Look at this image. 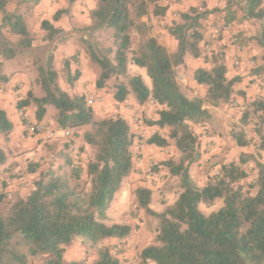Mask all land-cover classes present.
<instances>
[{"label":"trees","instance_id":"16d2710c","mask_svg":"<svg viewBox=\"0 0 264 264\" xmlns=\"http://www.w3.org/2000/svg\"><path fill=\"white\" fill-rule=\"evenodd\" d=\"M10 0H0V82L8 77L2 72L3 61L14 59L19 52L31 48L33 37L25 16L19 11H8ZM40 0H18L34 7ZM162 0H97L89 12V24L85 30L92 33L109 32L111 44L107 47L97 41L86 42L85 52L97 64L100 73L95 80L96 89H104L115 78L112 97L123 102L130 96L139 105L149 101L155 105L157 118L147 121L157 130L168 129L167 136L154 132L145 143L166 147L172 141L177 158L163 161L169 175L178 178L181 189L175 201L161 212L150 207L151 190L138 186L133 193L136 207L155 216L158 226L152 242L138 253V264H264V130L259 121L264 119V101L256 97L242 108L238 125L229 128V136L237 146L253 142V153H241L237 160L222 164L203 186L191 178L189 166L200 158L199 134L194 126L206 128L214 123V115L204 105L220 107L230 104L237 77L227 78L224 53L217 51L204 60L210 68L199 67L194 71V80L206 87L202 97L187 95L177 84L175 76L186 57H200L204 40L201 21L213 10L205 2L188 11L177 12L166 29L176 41V48H167L153 36L141 17L153 13L158 18L165 16L167 6ZM227 22L236 19L253 20L258 31L252 38L261 48L264 59V0H224ZM68 6L58 9L50 20H42L40 28L44 39H55L61 29L53 22L69 12L75 0H66ZM18 36L12 43L4 35ZM237 40V37H236ZM77 62V61H76ZM129 62L145 68L151 80L148 87L140 76L124 79ZM35 83L42 90L37 97L31 90L18 100V110L30 103L35 106V118L40 122L47 107L55 110L54 121L59 129H73L83 145L94 148V154L85 164V169L72 159L66 160L68 171L53 169L41 171L33 181V187L25 196L0 191V264H29L30 257L40 264H80L66 261L65 248L76 238L95 250V259L90 264H122L119 254L123 249L112 250L103 243L106 239L121 241L131 231L128 224H108L107 209L119 189L122 180L133 170L132 146L135 134L127 121L115 114L95 118L94 110L87 102L86 94L70 95L61 88L59 75L54 65V55L48 51L37 63ZM65 81L71 86L80 76L79 70L70 71V60L65 59ZM119 77H121L119 79ZM259 112V114H256ZM255 116V117H254ZM252 124V138L245 127ZM13 125L6 112L0 109V133L8 140ZM83 145L79 148L83 152ZM6 153L0 148V164ZM253 164L255 175L244 183L248 174L245 166ZM29 172L35 169L28 165ZM85 174L86 180H83ZM222 199V206L204 215L199 203L211 205Z\"/></svg>","mask_w":264,"mask_h":264},{"label":"rangeland","instance_id":"374dc122","mask_svg":"<svg viewBox=\"0 0 264 264\" xmlns=\"http://www.w3.org/2000/svg\"><path fill=\"white\" fill-rule=\"evenodd\" d=\"M63 1L64 3L62 8H65L68 4L66 0ZM162 1H166L169 4L175 0ZM53 2L58 4L60 0H52L51 3ZM201 2H205L206 4L207 1L198 0L197 5L194 6H198ZM96 3L97 0H75V2L69 7V12L71 10L74 12L72 14L68 12L67 14L62 15L59 19V22H63L65 26L64 28H59L61 29V33L55 39L45 40V32L40 28L42 16L33 14L32 10L34 7L19 3L18 0H10L6 6V10L19 11L24 14L27 26L33 37V42L31 48L19 52L14 59H7L3 61L4 66L2 67V72L5 71L6 73L13 74L18 71H24L32 81V88L35 87L36 89L33 94H42V90L39 85L35 83L36 78L34 79L33 76H37L36 69L39 58L43 57L46 53H48V51H52L54 55V65L59 75V84L64 85L67 90L72 87H70L65 81L67 73V70L64 67L65 59L70 60V71L71 74H73L75 70L80 71L82 56L86 60V73L90 75L89 77L91 80L93 78L96 80L100 73V68L97 64L93 63L86 54V42L92 43L97 41L104 47L111 44L109 32L92 33L85 30V26L90 22L89 12L96 6ZM194 6L186 4L184 6L186 7V10L184 7L183 9L177 8L167 17L165 14L164 17L159 18L164 21L163 24H160L158 20V25H165L166 28L168 23L170 24L171 20L177 17V12L188 11ZM210 10H213L211 13L214 21L213 24L216 26L222 22L231 24V22L226 21L225 14L221 13L222 10H220L217 5L213 6ZM150 13L151 8L149 9L148 14ZM146 15L143 17H146ZM1 17L2 14L0 13V24ZM164 18H167L168 20L166 21ZM207 18L201 21L202 31L204 34V40L201 44V52L204 57H210L212 53L217 51L223 52L222 49L224 47L222 44L220 46V44L213 41L220 40L222 38V33L213 37V40H211V38L207 35L208 26L210 25V23L207 22ZM239 19H241V17ZM241 21L243 22L244 20ZM54 23L55 22H53V24ZM247 23L248 28L253 30L251 31L252 34L248 38L247 35H243L244 32L242 30H236L231 36V39L234 36L237 37V40L233 41L234 44L241 46L246 44L247 40L254 37V33L258 31L257 22L247 20ZM149 28L152 33V26H149ZM2 31L12 43L17 42L19 39L18 36L10 35L6 28ZM213 44L215 45L214 48ZM67 47L73 48L70 54L67 53ZM130 76H140L146 85L151 86V80L147 76L145 68L139 67L132 62L127 64V71L124 79ZM120 78L121 77H119V79ZM86 81L90 83L89 78H87ZM115 82V78H111L108 81L107 92H113L112 86ZM86 97L87 99L92 97L94 102L98 100V97L93 92H87ZM93 104L91 106H93ZM219 110L226 112V110H224V105L220 106ZM152 111L156 112V108L153 107ZM54 115L55 110L54 114H51L50 117L54 119ZM232 116L234 118V115ZM95 118L97 117L95 116ZM137 119L141 120L143 123L152 120L148 112L142 114V116H138ZM214 119H216L215 116ZM22 120L24 122V129L21 135L14 137L9 136L8 140H5L3 134L0 133V148L6 153L5 162L0 164V191L4 190L9 194L17 192L20 195L25 196L32 189L33 181L38 177V174L41 171L44 172L48 169H53L54 171L61 173L68 171V167L66 165V160L68 158L79 163L85 169L87 160L94 154V148L92 146L81 144L82 140L78 142L72 133L68 136H64L61 132H58L52 137H49L45 132L31 133L27 129V126L29 124H36L39 122H31L24 116L22 117ZM133 120L134 122H137L134 118ZM42 124H44L46 129H59L58 126H51L50 122ZM232 125L237 124L233 122L227 123L228 128ZM199 129H201L199 126H196L194 129L197 134H201L207 130L204 128V130L201 129V132H199ZM252 129L253 127L251 123L245 127L246 135L250 138L254 136ZM156 131L163 136H167L169 130L161 129ZM151 134L153 133L150 131L148 136L141 137L139 139L141 141L137 142L135 151H132L133 170L122 180L119 189L114 194L113 200L107 209L108 224L118 223L128 224L131 226L130 234L125 239L121 241L106 239L103 241L104 244L109 245L114 251L123 249V252L119 254L122 264H138L139 251L152 242L155 230L158 226V220L155 216L146 214L142 209H138L136 207V198L133 193L134 189L138 186L149 187L152 192L150 207L155 212H161L167 205L172 204L181 191L178 186V178L169 175L167 169L162 164L163 161L169 158L178 157V152L176 151L172 141H170L168 146L163 148L150 145L154 151L146 161H142L143 150L148 145L145 143V140ZM255 142H252L253 145H255ZM82 145L84 150L83 152H80L79 148L82 147ZM227 162H229L228 157L224 155H210L209 152L201 155L198 161L189 166L191 178L198 186H203L207 179L211 175L215 174L222 164ZM141 163H143V166ZM28 165L34 168L35 171L29 172ZM245 170L248 176L244 180V183H248L255 175L253 164L251 163L246 165ZM82 178L83 180H86L85 174ZM222 204V199L218 198L211 205L199 203L198 209L202 214L208 215L211 212L218 210ZM64 257L66 261H76L80 264H90L95 259V250L92 247L83 244L79 238H76L65 248ZM29 264H40V262L37 259L30 257Z\"/></svg>","mask_w":264,"mask_h":264},{"label":"crops","instance_id":"0c3cea01","mask_svg":"<svg viewBox=\"0 0 264 264\" xmlns=\"http://www.w3.org/2000/svg\"><path fill=\"white\" fill-rule=\"evenodd\" d=\"M51 1L52 0H40L32 10L33 14L41 15L42 20L52 19V15L58 9L63 7L64 1L60 0L58 4L56 2L51 3ZM197 1L198 0H175L169 4L166 1H162L161 5L167 6V17L177 8L183 9L186 4L193 6L197 5ZM206 1V6L208 9H211L215 5H217L220 10L225 7L224 0ZM184 8L186 10V7ZM73 12L74 11L71 10L69 13L72 14ZM221 13L225 14L223 10ZM241 16V10H237L236 19L231 21L228 31L222 32V38L220 40L212 39L216 35L221 34L215 32L216 25L213 24L214 21L212 14H210L207 18V22L210 23L208 26L207 35L211 38V40L215 41V43L220 44V46L221 44L224 46L222 50L224 52V64L227 69L226 76L227 78L237 77L238 81H236L233 85L235 92L232 96L231 103L224 105V110H226V112L219 110V107L216 108L211 105H204L205 108H208L211 111L216 119L212 125L206 126L205 129L208 131L205 130L203 133H199V139L201 142L200 154L204 155L209 152L210 155H224L228 157L229 162L233 161V158L234 160H237L241 153H253L255 147L253 143H250L248 146H237L234 140L229 136L228 131L230 127H227V123L233 122L237 125L239 124L238 118L241 117L242 108L247 105V102L253 100L256 97L264 101V59L261 58V48L256 43L254 38L248 39L247 43L243 44L242 46L233 43L235 36L231 39L233 33L238 29L240 31L242 30L244 32L243 35H247L248 38L252 34L251 31L253 30L248 28L247 20L242 22L239 19ZM141 20L144 21L148 26H152V35L157 37V39L167 48L168 52H173L175 50V39L169 35L165 25H158L159 23L163 24L164 21L159 19L153 13L146 15V17H142ZM164 20L167 21L168 19L164 18ZM54 25L57 28L65 27L63 22H59V20L56 21ZM256 33H254L253 36H255ZM214 47L215 45L213 44V48ZM72 50L73 48L67 47L68 54H70ZM204 58L205 57L203 54L197 58L186 57L185 65L178 68L175 79L177 84L187 95H196L198 97H202L205 94L206 87L198 84L193 77L194 71L197 68H210V63L206 62ZM236 58L239 59L238 65L233 63L234 59ZM86 69V60L81 56V72L79 71L80 76L70 86L72 87L71 89L67 90L64 85L60 84L61 88L67 91L70 95L82 93L87 94V92L95 93L98 97V100L94 102L92 108L97 118H104L107 116L120 114L127 121L131 131L136 135L135 143L132 146V151L134 152L137 142L141 141L139 140L141 137L148 136L150 131L154 133L157 130V127L149 126L137 119L138 116H142V114L148 112L151 119L155 120L157 118V114L152 111L155 105L150 103V101L139 105L131 96L123 102H115L112 97V93L107 92L108 90L106 88L99 90L95 88V79H90V75L86 73ZM3 73L8 77V79L5 82H0V109H3L6 112L8 119L11 121L13 128L10 133V137H14L21 135L24 129V122L20 116V113L29 121L37 122L35 118V106L32 103L24 106L22 110H18L16 107L17 101L23 99L27 91L31 90L32 92H35L36 89L35 87L32 88V81L24 71H18L13 74L6 73L5 71ZM33 77L35 79L36 75ZM87 78H89L90 83L86 81ZM147 86L150 87L149 85ZM34 95L39 97L42 94ZM51 114H54V110L52 107L48 106L44 118L39 123L50 122L51 126L54 125L56 127L57 125L54 119L50 117ZM232 115H234V118ZM133 118L138 123L134 122ZM195 128L196 126L194 129ZM201 129H199V132H201ZM78 133L79 136H77L76 139L78 142H80L82 131L80 130ZM253 141L255 142L256 139L254 138ZM153 151V148H151L150 145H147L143 150L142 161H146L151 156ZM261 154L262 161H264V150L261 152ZM141 164L143 166V163ZM146 187L149 188L148 186Z\"/></svg>","mask_w":264,"mask_h":264},{"label":"built area","instance_id":"2783aa9c","mask_svg":"<svg viewBox=\"0 0 264 264\" xmlns=\"http://www.w3.org/2000/svg\"><path fill=\"white\" fill-rule=\"evenodd\" d=\"M230 28L229 24H227L226 22H222V23H219L216 28H215V32L216 33H222L224 31H228ZM236 40V38L234 37V41ZM233 63L235 65H238L239 64V59H234ZM87 102L89 105H92L93 104V98L90 97L87 99ZM150 103H152V101H150ZM153 104V103H152ZM256 114H259V112H257ZM20 116L23 117V115H21L20 113ZM255 117V116H254ZM259 125L263 128L264 130V119L259 121L258 122ZM27 129L31 132V133H46L49 137H52L54 135H56L58 132H61L62 135L64 136H68L72 133L73 129H49L44 126V124L42 123H36V124H29L27 126Z\"/></svg>","mask_w":264,"mask_h":264}]
</instances>
